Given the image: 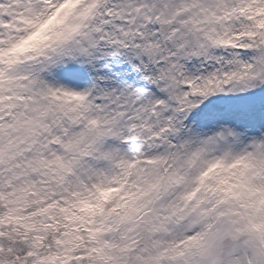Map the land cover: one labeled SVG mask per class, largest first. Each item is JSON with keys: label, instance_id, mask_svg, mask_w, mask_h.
<instances>
[{"label": "snow or ice", "instance_id": "1", "mask_svg": "<svg viewBox=\"0 0 264 264\" xmlns=\"http://www.w3.org/2000/svg\"><path fill=\"white\" fill-rule=\"evenodd\" d=\"M0 264H264V0H0Z\"/></svg>", "mask_w": 264, "mask_h": 264}]
</instances>
